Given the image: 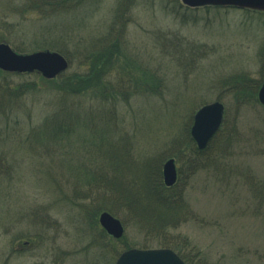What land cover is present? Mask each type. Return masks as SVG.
<instances>
[{"label": "rangeland", "instance_id": "374dc122", "mask_svg": "<svg viewBox=\"0 0 264 264\" xmlns=\"http://www.w3.org/2000/svg\"><path fill=\"white\" fill-rule=\"evenodd\" d=\"M119 1L44 13L29 0H0V42L22 54L61 46L71 60L65 75H85L80 52L107 32ZM175 1L133 0L121 17L119 51L99 62V81L87 80L81 94L63 93L61 79L35 72L0 74V264H111L121 247H162L158 234L137 228L120 208L112 214L123 236H102L95 200L103 196L94 187L91 199L78 198L74 191L87 190L78 176L108 143L125 168L161 167L172 142L186 140L194 112L215 100L236 141L219 170L188 175L173 157L188 219L166 232L173 242L189 241L195 264H264V108L256 95L255 102L234 94L238 76L264 82V13L183 10ZM65 126L71 131L56 136Z\"/></svg>", "mask_w": 264, "mask_h": 264}, {"label": "trees", "instance_id": "16d2710c", "mask_svg": "<svg viewBox=\"0 0 264 264\" xmlns=\"http://www.w3.org/2000/svg\"><path fill=\"white\" fill-rule=\"evenodd\" d=\"M29 1L31 5L39 6L41 9L43 8L42 12L44 13L47 8H49V10L55 8L58 11L62 7H65L66 9L58 11V13H60L71 12L80 7L82 2L86 0ZM132 1L133 0H120L116 5L107 32L98 39L94 38L89 50L85 49L83 52H80L81 49L79 51L82 58L80 63L82 66H87L88 73L85 71V75L79 74L78 76L77 74H71L74 75V77H70V75H65L64 72L57 77V79H61V81L56 85V89L63 93L81 94L84 89H87V86H84V83L88 84L87 80H89V84L94 83L97 79L99 81L100 78L97 76V74L101 72L99 70V62H103L105 57L110 56L114 51H119L117 42L122 41V32L125 28V21L121 17L126 8L131 5ZM175 5H178L177 0L175 1ZM178 6L183 10L190 9L195 11L201 9L188 8L184 5ZM203 8L207 9L210 8V6ZM49 43L53 44V42ZM263 46L261 48H263ZM55 49L63 54L70 64L71 60H69L64 49L61 48V46L55 47ZM261 60L264 63V56ZM0 74H3V72L0 71ZM248 78L249 76H238L235 79L236 85L234 87V94L244 100L254 98L256 102L255 95L258 87L256 84H251ZM46 81L52 82V80ZM237 100L239 99L237 98ZM244 100L242 104L246 102ZM56 118L57 117H54L52 121L56 122ZM64 121L65 119L58 121V123ZM223 124L224 122H222V125ZM222 125L208 142L207 146L202 150L196 147L194 141L190 137L189 128H186V134L184 136L186 140H176V142H172L174 151L171 155H168V157L175 156L177 160L181 157L186 163V174L188 175H194L199 170L210 166H212L214 170H219V160L227 150L231 149L233 143L236 141L235 126L233 125L230 130L225 131ZM43 130L42 128V131ZM45 130L49 131V128ZM67 131H71L69 127L68 130L66 126L63 128L60 127L55 131V134L58 136L60 133H67ZM111 145L113 144L108 143L107 146H99L97 152H92L87 158L84 171H82V175L78 177H81L85 181L87 190H90H86L84 193L82 191H74V193L79 194L78 198L91 199L92 190H94L95 187L97 192L103 196V199H98L97 197V200H95L96 213L101 210L117 213L119 208L125 209L130 214L132 222L138 224L137 228H147L155 234H158L163 240L160 244L162 247L172 248L186 264H195L190 257L191 254L185 251L189 241L182 240L184 241L183 243L181 241L173 242L166 232L168 228H175L188 219L184 200L185 188L183 182L181 183V181H179L180 170L178 169V179L176 183L173 186L166 187L162 181L161 167L158 163H145V165L141 167L144 169L136 168L138 164H135L133 169L125 168L126 165H122L116 157L119 149L113 148ZM212 149L215 151L210 154ZM125 154L128 156L127 151ZM131 162L136 163V160L133 159ZM100 232L102 236H106L103 230H100ZM109 240L112 241L113 239L109 237ZM123 247L126 248L125 245ZM121 250H123L122 247L120 251ZM106 252L109 253L107 250ZM196 253H198V251L195 252V255ZM118 254L119 250L115 251L114 256L109 261L111 264H113ZM200 264L203 263L200 261Z\"/></svg>", "mask_w": 264, "mask_h": 264}, {"label": "water", "instance_id": "95a60500", "mask_svg": "<svg viewBox=\"0 0 264 264\" xmlns=\"http://www.w3.org/2000/svg\"><path fill=\"white\" fill-rule=\"evenodd\" d=\"M189 7L203 5L234 6L264 10V0H181ZM68 67L66 58L57 51L37 50L26 54L16 53L9 44L0 42V69L10 72L40 73L44 78H54ZM257 99L264 106V82L257 91ZM224 106L220 101H212L200 106L193 115L190 135L198 149H203L219 129L223 119ZM162 178L166 186L176 180V169L172 158L162 164ZM101 227L114 238L123 234L121 222L107 211L99 214ZM115 264H185L183 260L169 248H131L122 252Z\"/></svg>", "mask_w": 264, "mask_h": 264}]
</instances>
